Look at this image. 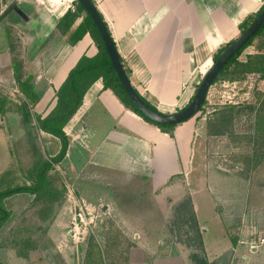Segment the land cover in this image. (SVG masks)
Here are the masks:
<instances>
[{
  "label": "rangeland",
  "instance_id": "1",
  "mask_svg": "<svg viewBox=\"0 0 264 264\" xmlns=\"http://www.w3.org/2000/svg\"><path fill=\"white\" fill-rule=\"evenodd\" d=\"M9 2L10 0H0V55L4 51V54L11 57L13 65L20 69L22 81L28 78L29 71H33L35 79H30L32 90L40 98L47 95V102L40 103V106H37L39 102L32 104L25 99L16 82L9 87L0 82V97L6 99L7 109L5 116L0 117V190L32 185L34 175L31 171L38 168L37 160H49L54 156L50 154L51 150L43 142L42 133L34 124L28 131L29 134H26L16 107L24 102L31 114L41 118L53 110L59 90L40 91L37 82L42 75L39 72L46 67L42 59L56 51L59 44L62 48L71 46L69 36H64L62 27L56 25L57 30L50 34L42 45L44 49L39 51V36L36 38V35L39 34L43 7H39L34 0L21 3L15 0L12 4ZM71 6L76 11L75 2ZM25 13L28 14L27 17ZM78 21L79 19L75 22ZM237 32L233 39L239 35V30ZM85 44L84 41L80 47ZM91 46L96 54L93 41ZM86 54V57H90L87 56L89 53ZM31 65L33 70L25 69ZM211 66L207 69L205 60L200 61L196 74L189 81L194 89L204 77L200 72L206 71V74ZM97 83V86L102 84L101 80ZM97 86L85 97V106ZM48 88L49 85H46L45 89ZM100 89L95 97L96 106L105 108L107 100L113 101L116 107L117 101L112 92ZM184 101L185 98L182 97L179 103L183 104ZM52 102L55 105L51 108L49 105ZM44 103L48 105L45 107ZM178 108L183 109L181 106ZM80 113L82 112L75 116L73 123L77 121ZM121 113L124 114L123 109ZM226 115H231L227 124L219 120ZM262 117L264 120V31L210 87L206 105L190 119L186 130L187 134L192 132L195 138L198 137L200 142L202 140L198 147V158L195 162L193 160V164H202L197 166L202 167L203 179L207 183L205 189L203 188L204 194L196 189L197 184L200 185L198 177L201 170L191 177L188 174L195 190L193 196L197 212L192 207L201 241L206 229L215 221V213L222 212L224 216L221 222L229 226L230 238L237 240L239 236H235L236 234L247 235L255 246L261 244V239L264 240V121L260 125ZM86 118V115L79 118L77 129L76 126L74 130L72 126L70 130L67 129L69 142L66 157L48 173L46 191L53 197L50 199L35 195H17L2 202V207L9 212V218L0 229V262L129 264L132 260L145 257L148 259L143 249L148 242L158 244L155 249L157 252L177 244L188 251L190 262V255H202L206 260L205 252L201 253L198 247L199 243L197 245V242H192L195 236L191 224L184 223L187 218L184 213L187 198L191 199L184 174L173 176L165 186L152 191L141 180V176L102 167L101 161L105 162L103 153L94 150L93 157L90 150L95 147L91 146L89 140L92 139L94 130L99 133V138L104 137L103 129L100 130L99 126L106 118L100 119L99 115L94 117L91 132L85 133L87 139L84 140L80 125ZM214 120L220 121L217 128L222 134L209 136L207 127ZM106 121L108 120L104 123ZM114 124L117 125L115 121ZM85 125L87 126L86 122ZM175 129L172 134L177 130ZM195 174H198L196 180L193 178ZM79 208L83 215L76 222ZM243 211H252V215L249 214L248 217L252 216L253 219L249 218L247 225L240 218L229 215H241ZM261 256L262 253L257 254L241 247L233 259L229 250L220 254L215 263L263 264ZM244 258H247L246 261Z\"/></svg>",
  "mask_w": 264,
  "mask_h": 264
},
{
  "label": "crops",
  "instance_id": "2",
  "mask_svg": "<svg viewBox=\"0 0 264 264\" xmlns=\"http://www.w3.org/2000/svg\"><path fill=\"white\" fill-rule=\"evenodd\" d=\"M19 1L20 3L28 2V0ZM34 1L39 7H43L39 34L36 35V38L39 36V47H41L39 51H42L44 49L42 45L50 34L55 33L57 30L55 26L68 11L71 3L69 0ZM91 1L106 25L131 85L141 98L164 114L175 113L182 109L178 108L179 106L184 108L188 105L195 92L189 81L196 74V68L200 66V61L205 60V66L208 69L213 64V57L216 52L233 40L234 33L239 30L240 22L248 15L256 14L264 4V0ZM27 15L25 13L26 17ZM78 19L79 21L74 22L64 36L70 38L80 24L82 17ZM51 30L52 32H50ZM84 41L86 44L81 48L80 45ZM91 42L90 36L85 34L74 45L70 43L71 46L66 45L62 48L59 44L56 51L43 58V64L46 67L41 73L39 72V75H42L37 82L40 91L53 92V89L58 90L82 55L89 53L90 55H86L93 57L95 50L91 46ZM1 54L0 82L9 87L16 82L14 77L15 66L7 53L4 54L3 51ZM39 62V70H41L40 58ZM25 69L33 70L34 68L31 65L26 66ZM29 72L28 77L33 81L35 79H33V71ZM205 72H200V74L204 76ZM98 81L86 92L81 107L70 120L71 122L69 121L64 127L66 136L69 137L67 132L71 129L70 127L72 126L74 130L76 126L75 129H77L79 118L86 115L87 126L85 122L80 125V132L84 134L82 137L86 140L85 133L91 132L94 117L99 115L100 119L106 118L108 121L104 123L105 119L103 123L100 122L101 126H99L101 127L100 130L103 129L104 137L99 138V133L97 134L94 130V134L91 135L92 139L89 140L91 146L95 147L90 150L92 151L91 155L94 154V150H100L103 153L105 162L101 161L102 167L141 176V180L147 183L152 191L165 186L173 176L184 174L189 186L192 206L197 212L193 196L195 190H193L190 177L201 170L199 177L198 174L193 177L194 180L198 177L200 185L197 184L196 189H199L201 194L205 193L203 188L205 189L204 186L207 183L203 179L202 167L197 166H202V164H193V160L195 162L198 158V147L202 140L200 142V139L195 138L192 132L187 134L186 130L190 120L178 125L177 130L175 129L176 131L170 137L125 109L115 96L116 105L120 108L115 107L113 101L108 102L107 100L105 108L97 107L95 97L102 88V84L97 86ZM46 85H49L48 89H45ZM94 86L97 87L88 97L85 106V97L93 90ZM37 90L35 89V91ZM182 97L185 98L183 104L179 103ZM46 98L47 95L40 98L37 106H40V103L44 101L47 102ZM44 104H46L45 107L48 105V103ZM54 105L52 102L49 107L52 108ZM122 109L124 114L121 113ZM79 112H82L81 115L73 123ZM114 121L117 125L114 124ZM108 126L111 127L108 128ZM41 133L43 142L51 150L50 154L55 156L60 148L58 140L51 135ZM251 213L252 211H243L241 215L234 213L229 215L240 218L239 220L244 221L247 225L246 221L252 218V216L248 217ZM223 216V212L215 213L216 219L213 218L215 220L212 224L213 227H209L206 229V233H202L207 264H216L218 256L227 253L229 250L233 259L241 247L247 248V251L257 252V254L262 253L261 258H263L264 264V252L262 250L264 243L255 246L253 240L243 234H236L235 236H239L237 240L232 239L233 237L230 238L229 226L221 222ZM235 217L233 218L235 219ZM209 243L211 245H208ZM157 245L148 242L147 247L143 248L148 259L145 257L132 260L129 264H191L189 253L182 246L172 244L167 249L157 252L155 250ZM246 259L244 258V261Z\"/></svg>",
  "mask_w": 264,
  "mask_h": 264
},
{
  "label": "trees",
  "instance_id": "3",
  "mask_svg": "<svg viewBox=\"0 0 264 264\" xmlns=\"http://www.w3.org/2000/svg\"><path fill=\"white\" fill-rule=\"evenodd\" d=\"M74 2L76 4V11L74 13L67 11L64 14V16L60 18L58 25L62 27L63 34H65L74 24V22L78 18L82 17L80 24L77 26L75 31L70 36L69 41L72 45H74L78 41H80L85 36V34H88L96 46L97 53L93 57H90V58L86 57L85 55H82L80 57L76 65L68 73L67 78L64 81V83L58 89L59 91H58V97H57V104L46 117L41 118L38 115L31 114L28 105L24 102L17 105L16 113L21 118V123H22V126L24 127L26 134L28 133L32 125L34 124L40 132H43L45 134L55 137L59 141L60 148H59L58 153L55 156H53L51 159L37 160L39 161L38 168L36 169L33 168V171H31V174L34 175L32 179V182H33L32 185L15 186L11 188H6L4 190H0V229L2 228V226L6 223L7 219L9 218V212L6 211L2 207V202L6 200L7 198H11L17 195H30V196L35 195L36 197L43 196V197H47L50 199L53 197L51 196V193L47 194V191H46V187H48V181H49L48 173L53 169L54 166H58L66 157L69 140L63 129L67 125V123L73 118L76 112L79 110V108L82 105L84 95L96 81L101 80L103 90H110L112 94L117 98V100L122 104V106L125 109L134 113L136 116L141 118L144 122L157 127L162 133L168 134L170 137H172V131L178 126V125L160 126V125L154 124L150 120L146 119L136 109V107L133 105V103L130 101V99L126 95L125 91L123 90L122 86L119 83L118 78L116 77L114 71L112 70L110 66V60L105 51L104 45L90 17L81 8V6L78 5L76 1ZM90 2L94 5V3L91 0ZM263 7L264 5L260 8V10L256 14L248 15L240 22V24L238 25L239 34L244 32L249 27V25L253 22L256 16L260 13ZM263 31H264V24L259 30V32L253 38H251L246 43V45L242 49H240L232 57V59L224 66V68L222 69L220 74L217 76L213 84L217 81L219 77H221L225 73L228 66L241 54V52L245 50L251 44V42L258 35H260ZM223 48L219 49L216 52V54L213 57V63L216 61V59L218 58V55L223 50ZM119 59L121 61L120 57ZM19 73H20V69H18V67L15 66L14 67V77H15V81H16L18 89L25 96L26 100H29L32 104H37L40 100V97H38L32 90L33 87L30 85L31 78L28 77L25 81H22L20 80ZM197 88L198 87H196L195 92ZM141 99L146 103L147 106H149L154 111H157V109L154 106H152L150 103H148L143 98ZM5 103H6V99L5 98L1 99L0 97V117H4L5 113L7 112V109L5 108ZM205 105H206V100L204 101L203 105L200 107L199 112H201V110L203 109ZM230 119H231V115H226L220 118L219 120H222L221 122H224L227 124ZM216 120H214L213 124H209L207 127V134L209 136H216V135L222 134V131L218 129L219 128L218 126L220 125L219 124L220 121L218 122ZM263 121L264 120L262 117L260 125H262ZM186 206L187 208H185L184 213H185V216H187V218L185 220L186 222L184 223L191 224V229H193L194 236H195L192 242L194 243L197 242V245L199 243L198 247L202 253L204 252V249L202 246L200 231L197 228V221L193 213V207H192L190 198L189 199L187 198ZM190 260L192 264H207L205 258L202 255L200 256L190 255ZM0 264L2 263L0 262Z\"/></svg>",
  "mask_w": 264,
  "mask_h": 264
},
{
  "label": "water",
  "instance_id": "4",
  "mask_svg": "<svg viewBox=\"0 0 264 264\" xmlns=\"http://www.w3.org/2000/svg\"><path fill=\"white\" fill-rule=\"evenodd\" d=\"M75 1L90 17L93 25L95 26L110 60V66L130 101L146 119L160 126H175L192 119L199 112L200 107L206 100L209 88L212 86L213 82L220 74L224 66L240 49L246 45V43L251 38H253L259 32L264 24L263 7L249 27L223 48L216 61L204 75L192 100L188 103V105L173 114H164L159 111H154L149 106H147L131 85L123 69L115 45L107 31L106 25L99 16L95 6L90 2V0Z\"/></svg>",
  "mask_w": 264,
  "mask_h": 264
},
{
  "label": "built area",
  "instance_id": "5",
  "mask_svg": "<svg viewBox=\"0 0 264 264\" xmlns=\"http://www.w3.org/2000/svg\"><path fill=\"white\" fill-rule=\"evenodd\" d=\"M70 1V3H71V5L73 4V2H74V0H69ZM13 2H15V0H10V2H9V4H12ZM69 6V8H68V11H70L71 13H74L75 12V9H74V7L73 6ZM210 89V88H209ZM209 91V90H208ZM206 98H207V96H206ZM83 211L79 208V214H78V217H76V219H75V221L77 222V221H80V220H78V218H80L82 215H83V213H82ZM82 220V219H81ZM260 243L262 244V243H264V240L263 239H261L260 240Z\"/></svg>",
  "mask_w": 264,
  "mask_h": 264
}]
</instances>
